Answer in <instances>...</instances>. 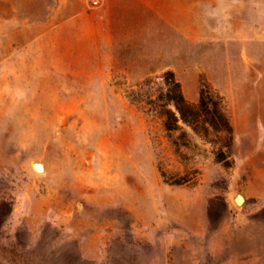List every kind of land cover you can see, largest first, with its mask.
<instances>
[{"label": "rangeland", "instance_id": "rangeland-1", "mask_svg": "<svg viewBox=\"0 0 264 264\" xmlns=\"http://www.w3.org/2000/svg\"><path fill=\"white\" fill-rule=\"evenodd\" d=\"M0 264H264V0H0Z\"/></svg>", "mask_w": 264, "mask_h": 264}, {"label": "trees", "instance_id": "trees-1", "mask_svg": "<svg viewBox=\"0 0 264 264\" xmlns=\"http://www.w3.org/2000/svg\"><path fill=\"white\" fill-rule=\"evenodd\" d=\"M167 85L168 90L163 95L162 105L158 106L160 110L157 112L159 116L164 118V125L167 130H174L178 121L175 112L167 108L168 105L172 104L179 113V119L191 126L195 131H198V124H202L201 128L205 132L209 130L217 133L232 132L223 105L214 103V106L211 108L210 98H206L204 92H201L197 105L190 104L185 100L181 87L174 78Z\"/></svg>", "mask_w": 264, "mask_h": 264}, {"label": "water", "instance_id": "water-1", "mask_svg": "<svg viewBox=\"0 0 264 264\" xmlns=\"http://www.w3.org/2000/svg\"><path fill=\"white\" fill-rule=\"evenodd\" d=\"M233 201L238 207H240L246 203V199L241 193H237L234 196Z\"/></svg>", "mask_w": 264, "mask_h": 264}, {"label": "bare ground", "instance_id": "bare-ground-1", "mask_svg": "<svg viewBox=\"0 0 264 264\" xmlns=\"http://www.w3.org/2000/svg\"><path fill=\"white\" fill-rule=\"evenodd\" d=\"M33 170L36 173H43L44 172V166H43V164L41 162H35L33 164Z\"/></svg>", "mask_w": 264, "mask_h": 264}, {"label": "built area", "instance_id": "built-area-1", "mask_svg": "<svg viewBox=\"0 0 264 264\" xmlns=\"http://www.w3.org/2000/svg\"><path fill=\"white\" fill-rule=\"evenodd\" d=\"M101 0H91L92 4L97 6Z\"/></svg>", "mask_w": 264, "mask_h": 264}]
</instances>
